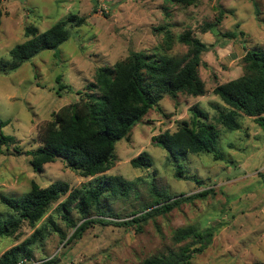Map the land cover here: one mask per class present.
Here are the masks:
<instances>
[{"label": "rangeland", "instance_id": "obj_1", "mask_svg": "<svg viewBox=\"0 0 264 264\" xmlns=\"http://www.w3.org/2000/svg\"><path fill=\"white\" fill-rule=\"evenodd\" d=\"M119 2L127 4V0ZM138 2L139 10L134 3L119 9L117 13L99 9L100 0H80L79 7L70 10L65 6L71 0H54V3L51 0H0V35L7 42V47L0 52V66L2 60L11 59L12 48L27 40V26H36L43 32L71 13L87 19L85 25L72 27L71 37L58 48L43 50L9 72L16 73L17 79H20L31 71L37 91L24 103V110L14 108L10 113L5 106H0V118L7 121L1 128L2 132L17 139L16 144L10 147L0 146V156L6 158L0 168L12 176L13 181L23 182L20 189L11 188L12 182L8 185L0 183V196L10 193L7 196L19 197L29 191L31 181L50 185L61 180L69 183L71 188L94 186L97 176H80L62 158L46 164L42 171H36L31 165L32 156L27 152L40 145L38 131L47 121H42L35 129L23 125L41 119V113L36 110L38 105H44L52 119L55 111L78 100L80 96L76 89L84 90L87 83L94 80L99 67L113 66L121 60L119 48L107 46L110 32L128 28L127 40L132 52L178 56L189 51V46L182 43L179 37L191 30L194 36L209 46L202 53L199 66L207 94L195 97L180 93L176 99L165 95L160 104L168 116L151 109L133 128L129 140L124 138L117 142L115 165L102 175H121L134 185L126 195L119 198L109 195L103 200L104 209L117 215L110 218L112 224H92L82 238L69 243H66L68 238L63 241L59 233L50 232L42 241L35 243L33 259L43 261L56 258L55 264H62V260L66 259L68 264H89V261L91 264H141L146 258L168 247H175L173 235L178 228L195 225L213 230L214 237L207 248L191 259L190 264H264V128L246 114L240 117L239 129L223 127L217 118L219 112L225 111L228 106L213 91L217 85L244 74L243 57L247 50L264 49V0H237L235 6L232 0H200L189 6L167 0H163V3H156V0ZM244 4L250 7H243ZM90 6L91 11H88ZM241 8L247 20L238 15ZM156 12H162L163 19L156 16ZM98 15L102 18L98 19ZM213 23L215 33L206 31L205 28ZM96 29H99V35ZM168 32L173 36L170 48L166 44ZM222 40L226 43H220ZM239 54H243L242 59H237ZM97 57L102 63H95ZM72 61L79 64L82 73H67ZM81 75L82 81L76 79ZM59 77L61 80H58ZM61 84L69 87L60 88ZM5 92L10 96V89H5ZM40 92L46 95L41 96ZM8 102L17 103L14 99ZM196 104L206 110L209 121L218 126L220 138L217 145L224 155L223 159L216 160L213 154L202 153L178 161L202 184L192 179L177 178L175 159H170L168 152L153 140L154 136L166 130L176 131L183 120H191L189 109ZM178 116L183 119H177ZM4 129L8 130L7 133ZM21 137L26 138L28 143L24 144ZM142 151H147L153 158L151 168L132 166L131 160ZM163 153H167V156ZM125 161H128L127 165ZM21 168L25 171L18 176L16 170ZM28 170L35 173L39 180L28 178ZM137 170L144 175L138 176ZM58 171L63 175H56ZM154 185L172 195L213 190L205 197L184 202L166 214L150 218L141 230L137 229L136 224L118 226V223L133 218L129 216L131 213L141 214V208L153 201L151 190ZM0 212L4 215L9 212L1 198ZM51 212L56 224L70 237L73 229L66 225L59 214L58 202ZM71 214L81 223V215L76 210ZM92 215L98 217L95 213ZM33 232L34 229L27 222L18 231L26 238ZM20 235L1 237L0 241L10 239L16 242L20 240ZM56 237H59V241ZM57 243L59 247H54Z\"/></svg>", "mask_w": 264, "mask_h": 264}, {"label": "trees", "instance_id": "obj_2", "mask_svg": "<svg viewBox=\"0 0 264 264\" xmlns=\"http://www.w3.org/2000/svg\"><path fill=\"white\" fill-rule=\"evenodd\" d=\"M167 1L189 6L200 0ZM86 23V17L71 13L43 32L36 26H27V40L10 50V60L1 61L0 73L8 74L16 70L43 50L58 48L71 37L72 27H81ZM213 27L214 23L209 24L205 30L215 33ZM179 40L189 46V51L184 55L133 52L128 61L119 60L113 66L99 67L94 80L87 83L84 90L78 91L79 99L55 111L51 122L47 121L39 128L40 145L27 152L32 156L31 165L36 171H42L46 164L62 158L80 176L98 178L94 186L75 188L61 180L46 188L31 181L29 191L19 197L1 194V202L9 212L5 215L0 212V238L16 236L25 222L34 232L16 247L4 252L0 256V264H17L23 258L32 259L35 243L42 241L50 232L59 233L63 241L68 238L66 243H69L82 238L92 224H112L110 218L117 215L104 209L103 200L109 195L114 198L126 195L134 185L121 175H102L115 165L117 142L124 138L129 140L133 128L151 109L168 116L160 104L165 95L176 99L180 93L195 97L207 94L199 66L202 53L209 46L194 36L191 30L182 33ZM172 42L173 36L168 32L166 44L169 48ZM243 62V75L219 84L213 90L228 106L225 111L219 112L217 118L218 123L228 130L241 127L242 114L253 117L264 128V49L247 50ZM65 87L69 85L60 86ZM189 110L191 120H183L176 131L166 130L154 136L153 140L168 152L170 159H175L177 178L192 179L202 184L178 161L202 153L213 154L216 160L223 159L224 155L217 145L220 131L215 123L209 121L208 112L199 105ZM6 124L7 121L0 118V146L10 147L16 144L17 139L2 132L1 128ZM131 164L136 168H151L154 161L147 151H142L131 160ZM212 190L172 195L154 185L151 190L154 199L141 208V214L133 212L129 215L133 218L117 225L136 224L137 229L141 230L150 218L166 214L184 202L205 197ZM57 202L59 214L66 225L73 229L70 237L53 219L51 209ZM73 210L81 215V223L72 216ZM94 213L97 218L93 217ZM213 237L214 231L211 229H201L195 225L178 228L173 235L175 247H168L146 258L141 264H190L196 254L207 248ZM55 263L56 258H50L44 264Z\"/></svg>", "mask_w": 264, "mask_h": 264}, {"label": "clouds", "instance_id": "obj_3", "mask_svg": "<svg viewBox=\"0 0 264 264\" xmlns=\"http://www.w3.org/2000/svg\"><path fill=\"white\" fill-rule=\"evenodd\" d=\"M37 2H40V0H37ZM51 2L54 3V0H51ZM135 3L137 10H139V2L138 0H127V4L125 3H120L119 0H100L99 3V9H103L104 11L107 12H117L121 8L125 7H130ZM156 3H163V0H156ZM237 3V0H232V4L235 6ZM80 5V0H71L70 4H67L65 7L66 9H72L74 7H79ZM243 7H250V5L244 4ZM88 11H91V6L89 7ZM156 16L160 17L163 19V13L162 12H156ZM238 15L244 19L247 20L248 17H246L243 13V8H241V11L238 13ZM23 18V14H21V19ZM59 17H57L58 19ZM98 19H101L98 15ZM254 20V17L252 18ZM154 22V21H153ZM90 23V22H89ZM232 23H236V21H233ZM129 29L128 28H123V29H118L116 31H112L108 34V39H107V46L109 48L112 47H118L120 52H121V60L123 61H128L133 52L129 50V44L127 40V33ZM96 33L99 35V29H96ZM28 39H31L30 37ZM220 43H226V41H220ZM219 46V43L217 44ZM7 47V42L4 39L3 35H0V52H3L4 48ZM86 55V54H85ZM243 54H239L237 56V59H242ZM37 63H39V60H36ZM89 63H93L92 61H88ZM96 64L102 63V61L99 60V57L96 58L95 61ZM71 66L67 69V73L69 75H73L77 72L82 73V69H80V66L78 63L75 61L70 62ZM47 71V70H45ZM76 79L83 80V75L77 76ZM49 87H52V85H49ZM5 89H10L11 93L10 96L8 93L5 92ZM36 85L34 81V77L31 74V71H29V74L23 78L17 79V74L16 73H9L8 75H4L0 73V106H5L8 111L11 113L14 108H18L19 110H24V103L33 95L34 92H36ZM76 91H80V88H77ZM39 95L44 96L46 95L45 92H40ZM9 99H14L17 103L16 104H11L9 103ZM79 99V98H77ZM211 99H216V97H211ZM38 112L41 113V119H37L35 121H32L31 123H25L23 125L26 128H31L35 129L37 126H39L42 121H49L51 122V117L48 109L44 105H38L37 109ZM177 119H183L182 116H178ZM59 126H57L58 130ZM4 131L7 133V129H4ZM153 135H156V133H153ZM21 140L23 141L24 144L28 143V140L24 137H21ZM32 147V145H30ZM162 151V150H161ZM139 153H134V155H138ZM164 156H167V153H163ZM4 156H0V165H2L5 161ZM23 159V158H21ZM131 159V157H130ZM125 164H128V161H125ZM127 168H125V172H127ZM25 171L24 169H17L16 174L19 176L21 172ZM136 174L139 175H144V173H141L139 170H137ZM56 175H63L62 172H57ZM153 175H156L155 172H153ZM27 176L28 178L32 179H37L39 180L38 177H36V174L33 173L31 170L27 171ZM0 177H3L2 180H0V183H3L5 185H8L9 182H12L10 184L11 188L14 189H20L23 186L22 181H13L12 176L8 175L3 168H0ZM40 187L41 188H46L48 187V184L46 182H40ZM5 195H10V193H5ZM17 235H20V233H17ZM26 237L20 235V240L16 242H12L10 239L8 241H0V255H3L4 252L10 250L13 247H16L18 243L22 242ZM56 240L59 241V237H56ZM54 247H59V243L54 245ZM70 259V256H69ZM62 264H68V260H62ZM89 264H91V261H89Z\"/></svg>", "mask_w": 264, "mask_h": 264}, {"label": "built area", "instance_id": "obj_4", "mask_svg": "<svg viewBox=\"0 0 264 264\" xmlns=\"http://www.w3.org/2000/svg\"><path fill=\"white\" fill-rule=\"evenodd\" d=\"M46 260H48V259H46ZM46 260L36 261L33 258L32 259L23 258L17 264H44Z\"/></svg>", "mask_w": 264, "mask_h": 264}]
</instances>
